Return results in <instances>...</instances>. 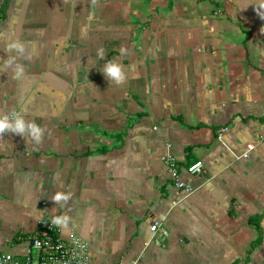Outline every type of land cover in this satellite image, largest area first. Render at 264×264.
<instances>
[{"label": "crops", "instance_id": "1", "mask_svg": "<svg viewBox=\"0 0 264 264\" xmlns=\"http://www.w3.org/2000/svg\"><path fill=\"white\" fill-rule=\"evenodd\" d=\"M4 117L40 131L0 133V253L50 219L88 264H264V0H0Z\"/></svg>", "mask_w": 264, "mask_h": 264}, {"label": "built area", "instance_id": "2", "mask_svg": "<svg viewBox=\"0 0 264 264\" xmlns=\"http://www.w3.org/2000/svg\"><path fill=\"white\" fill-rule=\"evenodd\" d=\"M254 148L253 145H249L248 152ZM164 162L175 186L183 190L186 196L193 195L195 189L181 180L178 160L172 154H167ZM204 171L205 165L202 161H196L187 168V172L192 176L202 174ZM160 228V222H155L151 226L152 239ZM61 232L58 222L43 219L39 224L37 235L30 242L25 259L21 260L12 254L0 253V264H88L89 248L86 241L76 234H72L68 240H65Z\"/></svg>", "mask_w": 264, "mask_h": 264}, {"label": "clouds", "instance_id": "3", "mask_svg": "<svg viewBox=\"0 0 264 264\" xmlns=\"http://www.w3.org/2000/svg\"><path fill=\"white\" fill-rule=\"evenodd\" d=\"M7 51L9 53H15L17 55L25 54V46L19 41H12L7 45ZM98 54L103 56V49L98 50ZM15 55H9L5 60V67L12 69L13 77L15 79H21L24 76V68L22 65L17 64ZM107 80L112 81L116 85H121L125 81V71L123 66L115 61L111 60L104 64L101 69ZM11 130L17 134H23L27 131L39 132L40 130L34 123L25 122L22 118L16 117L13 122H9L7 117L0 119V133ZM39 139V136H36Z\"/></svg>", "mask_w": 264, "mask_h": 264}]
</instances>
